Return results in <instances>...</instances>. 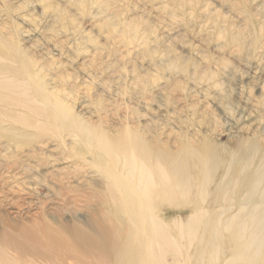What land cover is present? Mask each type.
Here are the masks:
<instances>
[{"label":"bare ground","instance_id":"obj_1","mask_svg":"<svg viewBox=\"0 0 264 264\" xmlns=\"http://www.w3.org/2000/svg\"><path fill=\"white\" fill-rule=\"evenodd\" d=\"M39 73L0 30V146L68 212L25 200L24 215L1 214L0 264H264V142L169 148L133 126L106 130Z\"/></svg>","mask_w":264,"mask_h":264},{"label":"rangeland","instance_id":"obj_2","mask_svg":"<svg viewBox=\"0 0 264 264\" xmlns=\"http://www.w3.org/2000/svg\"><path fill=\"white\" fill-rule=\"evenodd\" d=\"M263 29L264 0H0V30L74 113L169 148L264 142ZM15 152L0 146L1 218L18 207L24 215L28 200L66 217ZM72 204L83 213L82 198Z\"/></svg>","mask_w":264,"mask_h":264}]
</instances>
